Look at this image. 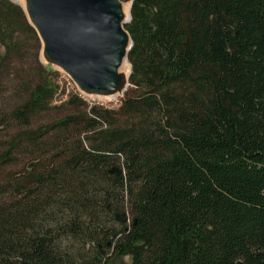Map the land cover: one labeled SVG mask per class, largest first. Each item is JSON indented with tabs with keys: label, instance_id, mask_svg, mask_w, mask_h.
Instances as JSON below:
<instances>
[{
	"label": "trees",
	"instance_id": "16d2710c",
	"mask_svg": "<svg viewBox=\"0 0 264 264\" xmlns=\"http://www.w3.org/2000/svg\"><path fill=\"white\" fill-rule=\"evenodd\" d=\"M125 28L120 107L74 94L35 129L59 88L24 9L0 0L19 133L0 142V264H264V0H134Z\"/></svg>",
	"mask_w": 264,
	"mask_h": 264
},
{
	"label": "water",
	"instance_id": "95a60500",
	"mask_svg": "<svg viewBox=\"0 0 264 264\" xmlns=\"http://www.w3.org/2000/svg\"><path fill=\"white\" fill-rule=\"evenodd\" d=\"M45 62L62 70L88 96L112 97L130 86L120 74L133 47L122 5L134 0H24ZM131 21V9L129 13ZM130 23V22H129ZM118 176L121 170L115 169ZM116 220L127 223L124 214Z\"/></svg>",
	"mask_w": 264,
	"mask_h": 264
},
{
	"label": "rangeland",
	"instance_id": "374dc122",
	"mask_svg": "<svg viewBox=\"0 0 264 264\" xmlns=\"http://www.w3.org/2000/svg\"><path fill=\"white\" fill-rule=\"evenodd\" d=\"M13 3L19 5L23 9H25V5L22 1L24 0H11ZM32 54V53H31ZM40 59L42 64L45 67H48L52 72V82L53 84H56V86L59 88L58 93L54 97L52 103L49 105L50 110L47 113L41 114L39 116L32 117L30 119V123H32L33 128H38L43 125L49 124L53 121L59 120L65 116H68L71 113V109L67 106V102L70 98V96L74 94H80L83 98V101L87 103L89 106L98 105L102 106L107 109L111 110H117L120 107V104L125 97V93L119 97L117 100L114 101H108L106 99H101L100 97L96 96H88L80 92L75 85V83L71 80V78L65 74L62 70L48 65L43 56H42V49L40 52ZM130 67V64H129ZM5 78L3 77L1 79V82L4 83ZM8 107L5 105H0V120L4 122L2 126H0V142H10L12 139H14L19 133L13 130L12 123H8V111L10 109H7ZM2 113V114H1ZM29 163V162H28ZM28 163L23 162L18 167H13L5 172V176H10L11 174L18 173L19 170H21L24 165L27 166ZM32 166H27V169ZM127 224L129 225V221H127ZM120 264H131V258H123L118 260Z\"/></svg>",
	"mask_w": 264,
	"mask_h": 264
},
{
	"label": "bare ground",
	"instance_id": "6f19581e",
	"mask_svg": "<svg viewBox=\"0 0 264 264\" xmlns=\"http://www.w3.org/2000/svg\"><path fill=\"white\" fill-rule=\"evenodd\" d=\"M22 2L25 5V2L24 1H22ZM130 9H131V3L122 5V11H123V14L125 16V20H124L125 25L130 22L129 21ZM129 72H130L129 61L125 60L123 63V66L121 67L120 74L125 78V80H127L128 76H129ZM121 96H122V94L120 93L117 96L102 97L101 99H106L108 101H114V100H117Z\"/></svg>",
	"mask_w": 264,
	"mask_h": 264
}]
</instances>
